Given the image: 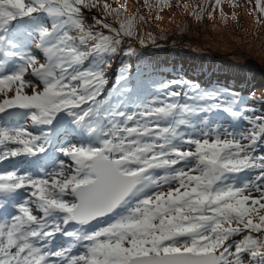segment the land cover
<instances>
[{
  "label": "snow or ice",
  "instance_id": "1",
  "mask_svg": "<svg viewBox=\"0 0 264 264\" xmlns=\"http://www.w3.org/2000/svg\"><path fill=\"white\" fill-rule=\"evenodd\" d=\"M136 20L105 0H0V264H264V115L179 80L141 97L128 68L110 84Z\"/></svg>",
  "mask_w": 264,
  "mask_h": 264
},
{
  "label": "rangeland",
  "instance_id": "2",
  "mask_svg": "<svg viewBox=\"0 0 264 264\" xmlns=\"http://www.w3.org/2000/svg\"><path fill=\"white\" fill-rule=\"evenodd\" d=\"M105 2L112 7L123 6L129 16L134 12L137 13L136 35L130 39L125 38L116 56H119L120 51L127 52L132 48L133 55L124 53L129 62L143 60L149 64L150 61H170L178 57L193 64L192 69L209 68L236 77L245 74L251 77L255 75L264 77V16H260L262 22L258 24L257 15L253 12L254 8L247 3L249 0H235L236 7H233V0H222L220 8L216 11H213L215 0L171 1L170 5H165L163 8L149 7L145 4V0H105ZM251 2L255 1L251 0ZM201 7L204 11L197 17L194 12L199 11ZM233 13L235 19L232 18ZM94 16L103 18V8L85 10L86 25L95 24ZM225 16L227 19L224 18ZM107 22L114 23V18L108 16ZM96 27L109 34L107 29H101L98 25ZM141 40L144 44L140 43ZM132 69L130 67L129 71ZM141 72L144 71L137 70L131 77L135 75V82L144 85L147 79H139L138 74ZM183 85L184 82L181 87ZM262 85L264 93V82ZM148 92L153 94L154 89ZM226 93L221 99L232 103L231 99H227ZM242 109L249 115H264L257 109L248 107ZM210 118L225 127L231 124L230 118L222 112L213 113ZM240 123L247 127L243 121ZM245 264H248L247 258Z\"/></svg>",
  "mask_w": 264,
  "mask_h": 264
},
{
  "label": "trees",
  "instance_id": "3",
  "mask_svg": "<svg viewBox=\"0 0 264 264\" xmlns=\"http://www.w3.org/2000/svg\"><path fill=\"white\" fill-rule=\"evenodd\" d=\"M171 1L178 2L180 0ZM125 62L127 63L125 60L119 61L117 64L118 71L122 70V68H126ZM157 62L158 64H151L150 66L142 64L136 67L134 66L135 68H133L134 70H147L140 74L141 77L147 79L151 78V80L155 82L158 80L168 82L180 79L179 77L172 78L171 76V70L179 68L181 77L194 82V84H199L201 91L206 90L208 92H213L214 90H219L223 93L225 90H228L237 93L238 90H241L243 87L246 93L245 96L247 97V106L258 109L259 111H264V93L262 92L263 87H261L263 86L264 77L261 75L251 77L245 74L236 77L228 73H220L218 70L213 71L211 69L202 68L192 69L193 64L187 63L185 60L178 57L170 61L161 60Z\"/></svg>",
  "mask_w": 264,
  "mask_h": 264
},
{
  "label": "bare ground",
  "instance_id": "4",
  "mask_svg": "<svg viewBox=\"0 0 264 264\" xmlns=\"http://www.w3.org/2000/svg\"><path fill=\"white\" fill-rule=\"evenodd\" d=\"M4 166H7V164H5Z\"/></svg>",
  "mask_w": 264,
  "mask_h": 264
}]
</instances>
